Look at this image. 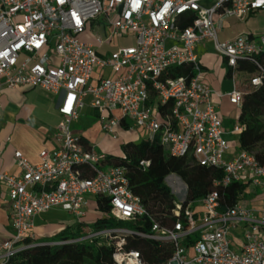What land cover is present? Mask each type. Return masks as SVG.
<instances>
[{
    "label": "built area",
    "instance_id": "obj_1",
    "mask_svg": "<svg viewBox=\"0 0 264 264\" xmlns=\"http://www.w3.org/2000/svg\"><path fill=\"white\" fill-rule=\"evenodd\" d=\"M261 12L264 0H0V82L9 90L32 88L57 97L61 118L56 149L42 151L37 165L15 152L19 175L0 173L12 231L0 245V264H11L18 253L37 246L25 243L37 215L59 209L80 224L91 202L97 210L98 198L108 200L107 218L121 226L91 229L69 243L97 241L115 247V264H144L137 252L123 250L125 239L134 235L129 226L148 217L130 192L127 171L109 165L104 153L84 145L71 131L87 106L98 114L103 134L112 135L117 128L142 132L145 142L160 145L171 157L191 156L200 167L219 171L222 178L215 188L244 187L233 206L224 205L214 191L185 208L186 196L177 202L170 227L151 220L150 234L142 236L173 248L166 264H264V164L255 152L230 155L212 101L215 93L203 81L198 55V49H210L227 70L253 62L259 74L250 85L259 88L264 82V67L258 64L264 58V33L229 41L219 36L226 22L245 23ZM93 26L107 34L106 41L97 38L100 47L118 37L132 38L135 44L99 56L78 40ZM182 67H190L191 75L170 77ZM242 95L234 86L225 97L240 109ZM243 130L237 122L232 134ZM257 149L264 151V142ZM148 165L140 163L142 169ZM80 168L94 176L82 178ZM246 194L259 197L262 206L249 207Z\"/></svg>",
    "mask_w": 264,
    "mask_h": 264
},
{
    "label": "trees",
    "instance_id": "obj_2",
    "mask_svg": "<svg viewBox=\"0 0 264 264\" xmlns=\"http://www.w3.org/2000/svg\"><path fill=\"white\" fill-rule=\"evenodd\" d=\"M258 64L264 67V58H260ZM258 70V66L253 62H240L234 70L228 69L226 76L235 81L237 76L241 77L240 82L236 81V88L243 93L238 124L244 130L238 138L239 151L255 152L257 160L264 164V151L259 152L257 149L264 142V82L259 88L250 85V80L259 74ZM169 75L172 78L191 75V68L182 67ZM82 143L85 145L84 141ZM121 148L124 155L119 158L110 157L109 164L127 171L130 192L139 199L148 216L129 226L134 235L125 239L123 250L137 252L144 264H166L173 254L170 245L142 236L150 234L151 220L167 227L174 222L171 214L177 202L164 184L167 177L176 176L185 185L186 198L183 208L187 203L198 202L214 191L219 194L224 205L233 206L244 190L239 184H232L225 189L215 188L214 182L222 178L219 171L200 167L191 156L173 158L158 144L141 141L127 143ZM141 162L148 163V167L142 169ZM79 171L82 178L91 179L94 176V172L88 168H80ZM96 205L98 219L90 226L93 230H112L121 226L115 220L107 218V199H96ZM81 238L83 237L78 234L60 233L53 241L63 243L62 245L39 246L40 243H34L37 246L18 253L11 264H115L114 246H99L97 241L90 243L86 240L69 243ZM25 243L29 245L32 241L27 239Z\"/></svg>",
    "mask_w": 264,
    "mask_h": 264
},
{
    "label": "crops",
    "instance_id": "obj_3",
    "mask_svg": "<svg viewBox=\"0 0 264 264\" xmlns=\"http://www.w3.org/2000/svg\"><path fill=\"white\" fill-rule=\"evenodd\" d=\"M262 13L264 12L257 13L252 17H256ZM251 18L245 23L234 20L226 22L223 25L221 34L224 32L226 24L232 29L236 26L246 24ZM262 33H264V30L255 33L249 31V34L252 35ZM198 55L203 69V81L215 93L212 101L216 105L217 111L222 118L226 139L229 144L234 141L238 143L239 136L233 135L232 131L234 125L238 122L239 109L231 106L225 97L233 90L234 86L237 87V83L235 79L226 76L227 69L223 62L210 49L200 48L198 49ZM57 104V97L47 96L40 90L32 88L9 90L0 82L1 174L8 176L19 175V170L13 158L15 152H20L30 164L37 165L39 163V154L42 151H52L58 147L54 136L61 121L57 113ZM80 120H83L84 125L91 120H96V123L91 127L89 125L88 127L82 128L76 126L74 128L71 127V131L81 137L85 145L94 147L100 153L105 152V146L103 144L105 143L109 147V139H107L109 135L102 133L98 123V114L87 106L80 113V117L76 123ZM94 132L97 133L95 138H93ZM131 132L138 133L135 130L117 128L114 131V135H124ZM230 155H235V153L230 151ZM106 156L108 159L110 157L113 158L109 154ZM167 178L180 180L176 176H169ZM171 179L168 181V185L172 181ZM247 205L251 208L259 209L262 206V202L259 197L253 196ZM10 213L11 209L7 189L5 186L0 185V245L8 241L12 236L9 219ZM96 219H98V215L95 202H91L90 210L80 224L73 215L59 209H54L47 213L39 214L34 218L33 229L27 239L31 240L32 243H43L51 240L52 242L48 243L53 244L55 243L53 240L60 233L78 234L85 237L87 231L92 229L90 226Z\"/></svg>",
    "mask_w": 264,
    "mask_h": 264
},
{
    "label": "rangeland",
    "instance_id": "obj_4",
    "mask_svg": "<svg viewBox=\"0 0 264 264\" xmlns=\"http://www.w3.org/2000/svg\"><path fill=\"white\" fill-rule=\"evenodd\" d=\"M264 30V13L259 14L256 17H252L246 24H242L240 26H236L234 28H229L228 24H226L224 28V32L219 36L221 41L225 40H233L236 37L240 35H246L250 32H257ZM97 38H100L103 41H106L107 34L103 32L102 29H98L97 26H93L90 32H86L84 35L78 38L80 42L87 43L91 46H93L99 56H109L111 53L116 51L118 48H128L134 46L135 42L132 38H126V37H118L114 38L111 42L105 44V46L100 47L97 44ZM96 73H99L98 71ZM107 76L109 73H106ZM241 77L237 76L236 81L240 82ZM96 123V120H91L89 123L85 124L83 123V120H80L79 122H73L71 127H91L93 124ZM93 138L96 137V132L93 133ZM144 134L142 132H138L137 134L135 132H131L129 134H112L109 135L107 139H109L108 146L104 143L105 146V152H103L105 155H110L113 158H119L124 155L122 151V145H125L127 142L132 143H140L143 141ZM107 143V142H106ZM230 151L232 153L237 154L239 152V145L237 141H234L233 143L229 144ZM175 180V190L176 193L171 189V187L168 185L167 178L164 180L165 186L171 191L172 195L175 197L176 202H180L181 199H183L186 196V187L185 185L178 179L172 178ZM179 185V187H178ZM246 193H248L247 190H245ZM252 195L246 194L244 197L245 203L249 204L250 200L252 199ZM235 240L241 239V231L237 230L234 232ZM47 242H51V240H48L46 242L40 243L41 245L46 244ZM50 244V243H48Z\"/></svg>",
    "mask_w": 264,
    "mask_h": 264
},
{
    "label": "bare ground",
    "instance_id": "obj_5",
    "mask_svg": "<svg viewBox=\"0 0 264 264\" xmlns=\"http://www.w3.org/2000/svg\"><path fill=\"white\" fill-rule=\"evenodd\" d=\"M178 187H179V185H178Z\"/></svg>",
    "mask_w": 264,
    "mask_h": 264
}]
</instances>
